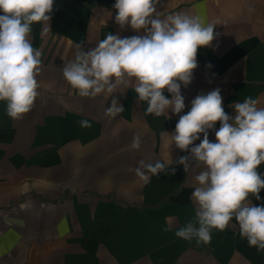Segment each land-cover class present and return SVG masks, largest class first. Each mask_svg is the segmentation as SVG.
Masks as SVG:
<instances>
[{"label": "crops", "instance_id": "1", "mask_svg": "<svg viewBox=\"0 0 264 264\" xmlns=\"http://www.w3.org/2000/svg\"><path fill=\"white\" fill-rule=\"evenodd\" d=\"M114 4L54 0L49 22L31 26L29 39L42 53L39 95L15 120L0 101V264H264V250L249 246L235 218L213 229L206 245L175 235L195 218V176L204 169L184 171L176 161L189 153L167 137L197 95L217 88L233 119V105L248 97L264 108V0H160L157 11L165 16L184 13L215 25L211 46L198 50L191 83L181 84L184 110L160 116L146 113L134 81L92 98L63 77L78 45L87 52L109 33L143 34L116 23ZM113 97L124 108L114 118L105 114ZM82 120L91 127H81ZM219 127L209 130L210 142ZM137 134L138 150L131 148ZM170 157L174 175L148 174L147 183L137 175L139 161ZM257 171L264 178V163ZM259 195L249 200L264 206V189Z\"/></svg>", "mask_w": 264, "mask_h": 264}, {"label": "clouds", "instance_id": "2", "mask_svg": "<svg viewBox=\"0 0 264 264\" xmlns=\"http://www.w3.org/2000/svg\"><path fill=\"white\" fill-rule=\"evenodd\" d=\"M159 2L115 0L116 23L121 28L130 25L143 34L121 38L109 33L87 52L78 45L75 59L64 65L62 74L80 96L95 98L107 92L109 97L120 86L127 87L134 81L139 101L147 102V114L160 116L169 110L180 114L184 110L181 84L191 83L198 66V50L211 46L215 25L184 13L165 16L157 11ZM53 3L54 0H0V101L6 102V114L14 120L28 113L39 95L36 77L41 71L42 53L33 47L29 35L34 23L49 22ZM222 103L219 88L197 95L187 114L179 116L174 133H167L170 146L174 144L189 153L176 164L184 171L193 166L204 169L195 176V218L175 235L206 245L211 242L213 229L222 231L235 218L241 237L262 251L264 206L254 205L249 196L259 201L264 189V178L257 171L264 163V108H258L257 101L248 97L233 105V119ZM123 110L113 97L105 114L114 118ZM218 121L216 142H210L209 130L215 129ZM80 125L91 127L88 120L80 121ZM197 140L200 143L193 146ZM139 147L137 134L131 148ZM172 164L171 157L155 163L141 160L136 172L147 183L148 174L174 175Z\"/></svg>", "mask_w": 264, "mask_h": 264}]
</instances>
